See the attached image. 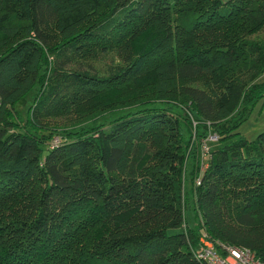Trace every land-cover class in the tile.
Listing matches in <instances>:
<instances>
[{
	"label": "trees",
	"instance_id": "16d2710c",
	"mask_svg": "<svg viewBox=\"0 0 264 264\" xmlns=\"http://www.w3.org/2000/svg\"><path fill=\"white\" fill-rule=\"evenodd\" d=\"M0 97V264L264 259V0H0Z\"/></svg>",
	"mask_w": 264,
	"mask_h": 264
},
{
	"label": "built area",
	"instance_id": "2783aa9c",
	"mask_svg": "<svg viewBox=\"0 0 264 264\" xmlns=\"http://www.w3.org/2000/svg\"><path fill=\"white\" fill-rule=\"evenodd\" d=\"M216 139H218V134L216 132H209L202 140V150L209 152L207 142ZM59 141L60 136L56 134L52 137L49 145L52 147L59 143ZM199 181L198 178L197 182ZM194 252L197 258L205 261V264H264V259L257 256L249 247L219 243L217 240L212 239L205 231H202L199 247Z\"/></svg>",
	"mask_w": 264,
	"mask_h": 264
},
{
	"label": "rangeland",
	"instance_id": "374dc122",
	"mask_svg": "<svg viewBox=\"0 0 264 264\" xmlns=\"http://www.w3.org/2000/svg\"><path fill=\"white\" fill-rule=\"evenodd\" d=\"M96 66H98V68L103 67L102 65H98V64ZM30 98H31V96L28 95L27 99H30ZM260 105H261V101H259L253 107V109H252L251 113L248 115L247 119L244 120L239 126L240 133L245 135L248 139L254 138L259 131L264 129V110L260 111ZM57 121L61 122L62 119H57ZM207 144H208L209 150H210V147H216L217 145H219V141H218V139L209 140L207 142ZM200 153H201V158H203L201 161L202 162L201 163L202 164L201 169H202L206 165V163H205L206 159L205 158L208 157L209 152L208 151L204 152L200 146ZM185 217H186L188 224L192 225L194 223L191 208H187L185 210ZM178 229L179 228H170V229H168V231L174 232Z\"/></svg>",
	"mask_w": 264,
	"mask_h": 264
}]
</instances>
